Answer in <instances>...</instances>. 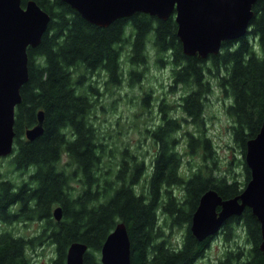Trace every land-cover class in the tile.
I'll return each mask as SVG.
<instances>
[{"label":"trees","instance_id":"obj_1","mask_svg":"<svg viewBox=\"0 0 264 264\" xmlns=\"http://www.w3.org/2000/svg\"><path fill=\"white\" fill-rule=\"evenodd\" d=\"M20 1L25 6L29 0ZM32 1L49 15V22L39 44L27 47L28 79L15 107L13 148L0 158L8 169V176L0 177V264H32L29 252L43 243L54 247L50 264H65L73 242L87 245L84 264H100L91 251H100L119 221L127 227L131 264H194L215 236L229 243L240 235L238 229L243 246L226 248L216 264H263L260 223L249 207L202 241L190 223L206 190L229 199L250 179L246 142L264 119V0L254 2L243 36L224 41L217 54L206 57L184 53L173 13L163 20L135 12L98 26L62 0ZM123 57L129 63L126 70ZM151 59L170 65L169 93L179 86L181 95L173 104L162 97L151 102L148 90L141 99L146 111L155 108L159 115V122L146 121L153 152L145 165V158L129 146H110L98 134L92 119L100 92L89 78L103 73L105 85L120 86L128 76L133 85ZM208 76L224 94L231 136L243 157V181L214 173L215 150L204 118L212 89ZM178 108L181 117L172 115ZM40 110L43 133L28 140L24 132L36 124ZM186 123L192 129L184 128ZM195 154L202 161L191 165ZM14 172L18 179L11 178ZM56 206L62 208L59 221L52 216ZM30 221L42 225L33 236L16 235L9 228ZM172 227L183 228L178 245L164 236Z\"/></svg>","mask_w":264,"mask_h":264},{"label":"water","instance_id":"obj_2","mask_svg":"<svg viewBox=\"0 0 264 264\" xmlns=\"http://www.w3.org/2000/svg\"><path fill=\"white\" fill-rule=\"evenodd\" d=\"M84 19L98 26L135 12L166 19L174 14L177 36L187 55L217 54L224 41L235 40L249 29L256 0H62ZM49 15L34 1L0 0V158L12 152L14 112L20 103V88L28 79L27 47H35L47 29ZM25 130L28 140L43 133L44 112ZM245 163L250 179L241 193L222 199L214 189L206 190L193 212L190 230L200 241L219 231L223 222L241 215L249 207L260 223V249L264 253V119L257 135L246 142ZM219 207V209H218ZM52 216L59 221L61 206ZM87 245H69L65 264H84ZM131 243L123 222L116 223L100 249L101 264H131ZM264 264V263H263Z\"/></svg>","mask_w":264,"mask_h":264},{"label":"rangeland","instance_id":"obj_3","mask_svg":"<svg viewBox=\"0 0 264 264\" xmlns=\"http://www.w3.org/2000/svg\"><path fill=\"white\" fill-rule=\"evenodd\" d=\"M147 48L151 53L147 52V54L151 56L152 49L149 46ZM122 62L123 69L126 70L129 63H125V57L122 58ZM127 78L128 76L124 77V81H122L120 86H107L104 84V80L106 79L103 73L90 76L89 79L94 86L98 87V91L100 92V95L97 97V107L92 120L99 132L98 134L103 138L102 140L105 143L110 146L116 145L121 149L129 146L131 151L145 158L146 165V156H149L153 152V146L149 139L146 138V121L148 124L159 122V115L155 108L152 111H146V102L144 105H141L143 101L141 99L144 97L145 92L150 90L151 102L153 98L161 99L162 97L166 98L170 104H173L181 95V90L179 89L181 87L175 86L173 91L169 93L170 89H168V86L173 84L170 65L166 63L157 65L152 59L149 60L148 67L145 68L144 74L136 83L133 85L129 84ZM208 80L211 83L212 89L207 95L204 118L206 120V133L210 137L215 150L216 169L214 173L218 176L227 173L228 177H233L237 181H243L244 171L241 164L243 157L239 146L231 136L230 126L232 123L225 113L226 103L223 100L224 94L213 77L208 76ZM171 112L172 115L181 117L179 108ZM184 128L192 129V126L186 123ZM65 160L64 156L63 161ZM201 161L202 158L197 156V154L189 159L191 165H197ZM2 162L4 161L1 159L0 177H7V165ZM184 164V168H187L188 163L186 159ZM10 176L12 179H18L19 174L14 172ZM174 192L181 196V191L178 188H175ZM158 216L163 218V215L159 212ZM41 226L40 222L30 221L28 223H15L9 228L16 235L33 236L41 230ZM238 231L240 235L236 236L239 237H235L229 243H224L219 236H215L210 241L209 247L194 264H216L217 260L224 254L226 248H233L237 244L243 246L244 234L241 229H238ZM164 236L170 244L178 245L182 240L183 228L172 227L171 230L165 231ZM87 252L90 253L89 250H86L85 253ZM29 254L32 264H50L51 260L55 257L54 247L47 243L36 246ZM91 255L94 260L100 262V251H91Z\"/></svg>","mask_w":264,"mask_h":264},{"label":"flooded vegetation","instance_id":"obj_4","mask_svg":"<svg viewBox=\"0 0 264 264\" xmlns=\"http://www.w3.org/2000/svg\"><path fill=\"white\" fill-rule=\"evenodd\" d=\"M119 222H120V221H119ZM126 229H127V227H126ZM112 230H113V229H112ZM112 230H111V231H112ZM219 230H220V229H219ZM127 232H128V231H127ZM218 232H219V231H218ZM218 232H217V233H218ZM217 233H215L214 235H211V236H215ZM208 237H210V236H208ZM129 239H130V238H129ZM205 239H206V238H205Z\"/></svg>","mask_w":264,"mask_h":264}]
</instances>
